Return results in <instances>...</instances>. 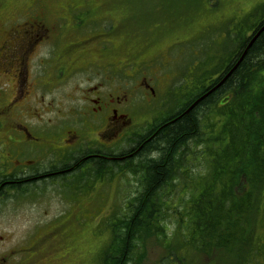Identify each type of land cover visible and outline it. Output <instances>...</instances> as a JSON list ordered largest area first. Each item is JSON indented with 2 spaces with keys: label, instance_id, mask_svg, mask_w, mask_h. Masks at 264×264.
I'll list each match as a JSON object with an SVG mask.
<instances>
[{
  "label": "flooded vegetation",
  "instance_id": "1",
  "mask_svg": "<svg viewBox=\"0 0 264 264\" xmlns=\"http://www.w3.org/2000/svg\"><path fill=\"white\" fill-rule=\"evenodd\" d=\"M27 1L8 8L0 0V81L8 83L0 86V202L14 190L42 193L47 183L70 195L68 206L82 202L86 210L96 182L126 173L140 191L146 173L140 157L183 115L173 118L182 106L189 108L182 89L172 86L178 72L168 51L176 47L183 55L186 41L150 52L165 36L164 27L134 30L122 20L126 15L114 16L122 5L110 0H55L54 15L46 14L41 0ZM60 18L67 20L65 27ZM66 84L71 86L66 102L45 103L47 92ZM202 90L200 85L197 96ZM173 95L182 105L172 112ZM57 106L55 116L45 120ZM148 108L150 116L136 122V114ZM131 160L134 174L125 171ZM119 201L118 208L127 202ZM114 207L107 214L105 208L101 224Z\"/></svg>",
  "mask_w": 264,
  "mask_h": 264
},
{
  "label": "trees",
  "instance_id": "2",
  "mask_svg": "<svg viewBox=\"0 0 264 264\" xmlns=\"http://www.w3.org/2000/svg\"><path fill=\"white\" fill-rule=\"evenodd\" d=\"M260 13L262 21L250 37H246L248 25L236 31V60L229 61L219 78L210 79L216 71L200 64L193 76L180 83V95L182 100L188 99L187 106L202 85V102L193 109L182 106L173 118L183 115L160 132L140 157L139 163L145 166L141 173L146 171L143 188L124 206L116 205L102 224L113 233L102 264H129L131 250L142 246V229L162 240L169 236L177 239L166 246L159 264H183L175 251L188 244L211 254L236 241L242 252L239 264H248L259 252L257 226L264 225V31L234 71L223 82L222 78L264 24V10ZM174 96V107L182 105L178 95ZM193 141L199 145L192 154ZM190 156L198 161L195 170L191 166L196 162ZM125 171H138L133 160ZM152 187L157 188L155 193ZM177 196L179 202L172 204ZM145 223L147 226L141 227ZM251 241L253 247H247Z\"/></svg>",
  "mask_w": 264,
  "mask_h": 264
},
{
  "label": "rangeland",
  "instance_id": "3",
  "mask_svg": "<svg viewBox=\"0 0 264 264\" xmlns=\"http://www.w3.org/2000/svg\"><path fill=\"white\" fill-rule=\"evenodd\" d=\"M23 1L6 0L8 4L10 3L8 8L15 3L22 4ZM41 1L44 3L46 14L56 13L52 6L55 0ZM87 1L96 3L97 0ZM110 1L114 5H120V7L122 5L118 9L120 13L114 16L119 19L121 15H126L128 19L123 18L122 20L125 25L134 26L132 27L134 30L148 29L149 26L164 27L165 36L151 46L150 52L158 54L171 43L186 41L183 55L179 54V51L176 52V47L168 50L171 61H174L172 63L174 72H178V76L172 82V86L177 88L185 78L190 65L198 58L201 59L199 63L202 66H208L209 70L216 71L210 79L219 78L221 71L238 54L239 47L235 42L236 39L229 38V31L233 33L242 29L244 25H248L246 37H250L257 25L261 23L263 14L260 11L264 10V0ZM261 6H263L262 9H260ZM121 9L124 10L123 13ZM251 15L253 16L249 18ZM58 24L65 27L67 20L60 18ZM199 49L202 52L197 55ZM164 77L167 80L166 75ZM6 84H8L7 80L0 81L1 87L8 88ZM70 91V84L54 88L50 92L45 91L47 92L45 103L48 105L51 101H54L55 105H58V102L64 103L66 102L65 95ZM173 101L174 99H171V107L175 105ZM58 108L57 106L51 112L47 111L44 115L45 120L55 116ZM150 114L151 109L149 108L138 112L136 122L142 123L146 119L145 115L150 116ZM198 145L196 141L192 142L190 149L192 154ZM191 158L190 156V160ZM192 160L193 163L196 162L191 166L195 170L198 168L196 165L198 161L193 158ZM188 162L191 164L190 161ZM120 180H122L123 188H121ZM135 188L134 176L127 173L123 177L115 176L114 179L103 183L96 182L91 193L93 198L88 199L89 203L84 206L88 208L86 210L81 209L82 202H72L68 206L67 197L69 198L70 195L57 189L54 184L46 183L42 193L23 195L22 190L12 191L6 199L0 202V264H102L104 252L111 244L113 235L107 225L101 224V217L105 214L104 210L108 207L107 214L114 207L113 204L118 206L119 199L128 201V198L135 192ZM217 190L220 191L221 186H218ZM121 192L122 195H120ZM108 194L111 195L110 198ZM178 202L179 196L171 201L172 204ZM67 206L66 212L60 219H57ZM121 206L122 203H120ZM100 209L103 210L100 211ZM166 222L171 224L169 221ZM144 226L147 224L141 227ZM257 228L260 238L259 252L253 255L248 264H264V225L259 226L258 224ZM141 233H139L141 234L139 241L142 246L131 250L129 255L132 259L129 264H159L167 252L166 246L177 240L173 236L162 240L156 234L144 229ZM253 244L254 241H251L247 247H253ZM241 253L240 245L236 241L230 242L226 250L212 251L211 254L198 252L189 244L175 251L178 257L184 259L183 264H239L241 257L238 255H242Z\"/></svg>",
  "mask_w": 264,
  "mask_h": 264
},
{
  "label": "bare ground",
  "instance_id": "4",
  "mask_svg": "<svg viewBox=\"0 0 264 264\" xmlns=\"http://www.w3.org/2000/svg\"><path fill=\"white\" fill-rule=\"evenodd\" d=\"M259 29H260V28H259ZM259 29L257 30V32L255 33L254 36H256V35L258 34ZM261 33H262V32H260V33L256 36L255 40L260 36ZM255 40H254V41H255ZM254 41L252 42V39H251L245 48H249V47L254 43ZM244 51H245V50H244ZM243 53H244V52H243ZM243 53H242V55H243ZM242 55H241V56H242ZM240 58H241V57H240ZM240 58H239V59H240ZM234 60H236V58H234L232 61H234ZM238 61H239V60H238ZM238 61H237V62H238ZM237 62H236V63H237ZM236 63H235V64H236ZM235 64H234V65H235ZM232 68H233V67H232ZM232 68H231V69H232ZM223 74H224V73H223ZM227 76H228V73L226 72V73L224 74V77L222 78V82L225 81V79H226ZM202 92H203V91H202ZM203 96H204V95H203ZM201 97H202V96H200V97L197 96L196 99L193 100V101L191 102V104L189 105V107H192V109H193L194 107L198 106L199 103H200V101L202 100ZM188 102H189V101H188ZM174 108H176V106H175V107L173 106L172 112L175 111ZM150 164H152V163H150ZM144 167H145V166L142 165V168H144ZM151 190H152V193H155V191L157 190V188H155V187L153 188V187H152Z\"/></svg>",
  "mask_w": 264,
  "mask_h": 264
},
{
  "label": "water",
  "instance_id": "5",
  "mask_svg": "<svg viewBox=\"0 0 264 264\" xmlns=\"http://www.w3.org/2000/svg\"><path fill=\"white\" fill-rule=\"evenodd\" d=\"M262 31H264V24L260 27V29H259V31H258V34H259L260 32H262ZM258 34H257V35H258ZM257 35H256V36H257ZM256 36H254V37L252 38V42L255 40ZM247 50H248V48L245 49V51H244L243 55L241 56V58L239 59V61L233 66V68L229 71L228 74L232 73V72L234 71V69L239 65L240 61L242 60V58H243L244 55L246 54ZM201 99H202V97H201ZM190 108H192V107H190Z\"/></svg>",
  "mask_w": 264,
  "mask_h": 264
}]
</instances>
